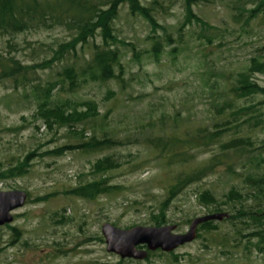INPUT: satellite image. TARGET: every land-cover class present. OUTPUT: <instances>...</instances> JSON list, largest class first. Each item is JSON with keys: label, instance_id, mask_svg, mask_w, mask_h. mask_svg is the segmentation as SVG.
Wrapping results in <instances>:
<instances>
[{"label": "rangeland", "instance_id": "1", "mask_svg": "<svg viewBox=\"0 0 264 264\" xmlns=\"http://www.w3.org/2000/svg\"><path fill=\"white\" fill-rule=\"evenodd\" d=\"M188 1L138 0L153 23L119 5L111 22L119 79L80 77L74 92L59 75L68 66H85L92 45H101L98 32L86 45L74 44L75 32L63 26L0 32V59L12 58L26 72L17 83L0 81V192L27 196L11 213L13 221L0 227V264H264L256 226L238 216L243 208L264 206L245 181L264 174L262 98L234 92L241 72L264 87V74L251 63L260 61L264 14L250 12L259 0ZM153 41L160 43L157 59ZM250 106L253 111L239 114ZM56 107L62 116L46 112ZM93 137L121 144L73 149ZM241 138L251 144L222 153L221 145ZM171 141L170 152L177 148L189 157L184 163L166 161L155 148ZM105 158L115 166L95 172ZM214 158L220 164L214 161L204 179L168 197L175 177ZM92 184L114 189L78 196ZM231 189L240 198L223 199ZM204 192L228 217L198 227L191 243L171 253L149 252L142 261L106 251L103 224L120 230L174 226L175 234H185L194 219L213 212L214 205L199 200ZM157 220L164 224L155 226Z\"/></svg>", "mask_w": 264, "mask_h": 264}, {"label": "trees", "instance_id": "2", "mask_svg": "<svg viewBox=\"0 0 264 264\" xmlns=\"http://www.w3.org/2000/svg\"><path fill=\"white\" fill-rule=\"evenodd\" d=\"M108 2L109 1H100L95 3L92 0H0V32L13 34L40 27L49 28L51 26H63L67 30L75 32V41L73 43L82 45H86L88 39L93 38L94 34L98 32V35L101 37V45H92V49L89 53V61L85 66L80 68L68 66L64 68L59 75L61 76V83L68 84V89L71 92H74L78 87L77 83L79 82L80 77H90L100 83H105L112 79H119L118 76L115 75V69L120 67V52L115 46L117 40L113 35V29L111 27V22L117 15L119 5L128 4L131 13H137V15H140L145 20L153 23L147 9L139 8L138 0H111L109 3ZM107 4L108 9H102ZM250 12L254 14H264V0H259L255 9ZM74 44H72L73 50H75V47H73ZM159 49L160 43L158 41H153L150 51L152 56L156 59L158 58ZM261 52L262 53L259 56L260 61L255 63L256 59L253 58L251 63H254V66L258 67V69L264 74V45ZM25 75V68L14 59H0V81L14 79L15 83H17V78H23ZM236 81L237 87L234 90L236 97L250 98L254 95H258L262 98V101L258 103V105L262 104L264 111V87L261 88L257 85L251 84L246 77L245 72L237 74ZM44 106L45 105H41L40 109H43ZM252 109L253 106L240 109L239 114ZM46 112L51 115L62 116V111L58 107L51 110L48 109ZM262 115H264V112ZM249 119L252 120L255 118L251 117ZM66 120L69 124H74L76 121L71 116ZM72 128L73 127H71V129ZM72 133L76 134V131H73ZM80 135L83 136V133L80 132ZM119 144L121 143L113 141L110 138L103 137L101 139H96L93 137L86 143L76 145L73 149L82 148L83 151H99L104 148H112ZM171 144L173 145L174 143L171 141L169 143H162L161 146H154L160 150L162 155H165L166 161L170 163H184L188 160L189 157H187L183 150L174 148L170 152L168 148ZM250 144L248 138L233 139L224 145H221V151L222 153L230 150L239 151ZM174 146L175 144L173 147ZM216 160L215 158L212 159L206 165H203V167L198 168L187 175H178L175 177L172 186L167 190L168 197L171 198L187 185L204 179L216 166V164H213ZM216 163L220 164L218 161H216ZM114 166L115 165L110 158H105L96 163L94 171L105 172L112 169ZM13 171L15 172L17 169L7 170V173ZM254 176H247L245 181L250 187L256 190L254 192L257 195L255 194L254 200L260 201L261 198L264 202V174L262 176ZM110 189L114 188L101 187L100 184H92L86 188L79 189L78 196L93 198L98 193L108 192L109 194L111 192H109ZM238 193V191L231 189L227 194L223 195V199L229 201L235 196L240 198ZM199 198V200L206 204H203L206 207L214 205V213L212 212L211 215L222 213L220 209L224 205L218 204V206H216V198L209 192H204ZM254 206L261 208V210L248 212L243 208L238 212V216L240 218L248 217L249 220L253 222L256 226L254 229L256 232L253 234V238L256 239L259 245L264 246V206L259 203H256ZM211 223L212 221L204 223L199 227L210 226ZM163 224L164 222L162 220H157L155 222V226L157 227Z\"/></svg>", "mask_w": 264, "mask_h": 264}, {"label": "water", "instance_id": "3", "mask_svg": "<svg viewBox=\"0 0 264 264\" xmlns=\"http://www.w3.org/2000/svg\"><path fill=\"white\" fill-rule=\"evenodd\" d=\"M26 198V194L21 191L0 192V227L13 221L11 213L21 208ZM227 217L226 213H219L196 218L190 223L185 234H175L174 226L135 227L130 230H120L110 224L102 225L101 234L108 253L115 254L122 260L142 261L146 259L149 252L171 253L191 243L200 225L211 221L220 222Z\"/></svg>", "mask_w": 264, "mask_h": 264}]
</instances>
